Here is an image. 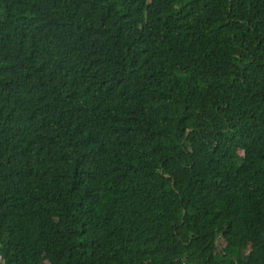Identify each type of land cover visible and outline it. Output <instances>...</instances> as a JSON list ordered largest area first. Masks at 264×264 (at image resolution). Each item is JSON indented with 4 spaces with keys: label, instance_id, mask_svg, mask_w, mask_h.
<instances>
[{
    "label": "trees",
    "instance_id": "obj_1",
    "mask_svg": "<svg viewBox=\"0 0 264 264\" xmlns=\"http://www.w3.org/2000/svg\"><path fill=\"white\" fill-rule=\"evenodd\" d=\"M0 254L264 264V0H0Z\"/></svg>",
    "mask_w": 264,
    "mask_h": 264
},
{
    "label": "water",
    "instance_id": "obj_2",
    "mask_svg": "<svg viewBox=\"0 0 264 264\" xmlns=\"http://www.w3.org/2000/svg\"><path fill=\"white\" fill-rule=\"evenodd\" d=\"M0 263H2L3 264V257H2V255L0 254Z\"/></svg>",
    "mask_w": 264,
    "mask_h": 264
}]
</instances>
